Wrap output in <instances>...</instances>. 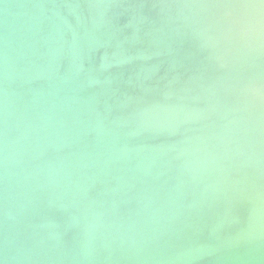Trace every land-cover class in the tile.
Segmentation results:
<instances>
[{
	"label": "bare ground",
	"instance_id": "1",
	"mask_svg": "<svg viewBox=\"0 0 264 264\" xmlns=\"http://www.w3.org/2000/svg\"><path fill=\"white\" fill-rule=\"evenodd\" d=\"M177 3L0 0V264H264V25Z\"/></svg>",
	"mask_w": 264,
	"mask_h": 264
},
{
	"label": "water",
	"instance_id": "2",
	"mask_svg": "<svg viewBox=\"0 0 264 264\" xmlns=\"http://www.w3.org/2000/svg\"><path fill=\"white\" fill-rule=\"evenodd\" d=\"M209 1H213V0H209ZM219 1L222 2L223 0H219ZM183 2H184V0H178V3H177L176 6L180 5ZM243 2H245V1H243ZM233 4L234 3H232L230 5H227L228 7L225 5L224 8L227 9L226 12H228V14H229V17H228V19H227L226 22H228V24L230 26L229 29H227L225 35H226V37H228V40L230 42L229 44L234 48L235 47L234 46L235 44L233 43V41H236L237 40L239 42V37L242 36V29L240 28V25H236L235 22L238 21L241 24H243L244 29H245V26H246L245 23H249V21H252V24L254 26H258L260 24L261 25H264V3H261V0H246V4H247L246 9L249 10L248 11V15H247L248 17H246V18H244L242 20H238L239 18H237L236 17V14L234 12H232L234 10H233V8H230V6H232ZM238 4L240 5V4H242V2H240V3L238 2ZM252 5H253V9L250 8V6H252ZM167 13H170V11H168ZM255 15H257L258 18H256L255 21L253 22ZM256 20H257V22H256ZM232 23H235V27H232V25H231ZM253 30H254L253 27L251 28V31L248 30L249 35L252 36ZM227 33H228L229 36L227 35ZM230 36L233 37L234 40H233V38H230ZM244 43L247 46H249L248 43H250V42H248V41L246 42L244 40ZM239 44H240V42H239ZM262 50H264V48ZM260 53H261V55L259 57L260 58L261 57H264V56H262V55H264V51L263 52H260ZM260 58H258L257 61L254 62V63H257L256 65L254 64V65H247V66H257L258 65V67H259L261 64H264V59H260ZM257 81H259V82H257ZM255 83H259L258 85L261 86L262 84H264V81H262V80H255ZM263 128H264V126H263ZM41 135L43 136V134H41ZM29 145L30 144H28V146ZM53 165H54V162L49 161V164L47 165L46 169L52 168ZM54 190H56V189H54Z\"/></svg>",
	"mask_w": 264,
	"mask_h": 264
},
{
	"label": "clouds",
	"instance_id": "3",
	"mask_svg": "<svg viewBox=\"0 0 264 264\" xmlns=\"http://www.w3.org/2000/svg\"><path fill=\"white\" fill-rule=\"evenodd\" d=\"M247 27H248V30L251 31V28H252V21H249Z\"/></svg>",
	"mask_w": 264,
	"mask_h": 264
},
{
	"label": "snow or ice",
	"instance_id": "4",
	"mask_svg": "<svg viewBox=\"0 0 264 264\" xmlns=\"http://www.w3.org/2000/svg\"><path fill=\"white\" fill-rule=\"evenodd\" d=\"M261 3H264V0H261Z\"/></svg>",
	"mask_w": 264,
	"mask_h": 264
}]
</instances>
